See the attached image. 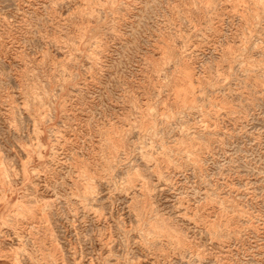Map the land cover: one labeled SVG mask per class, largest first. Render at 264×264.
Listing matches in <instances>:
<instances>
[{"label":"rangeland","instance_id":"374dc122","mask_svg":"<svg viewBox=\"0 0 264 264\" xmlns=\"http://www.w3.org/2000/svg\"><path fill=\"white\" fill-rule=\"evenodd\" d=\"M0 264H264V0H0Z\"/></svg>","mask_w":264,"mask_h":264}]
</instances>
